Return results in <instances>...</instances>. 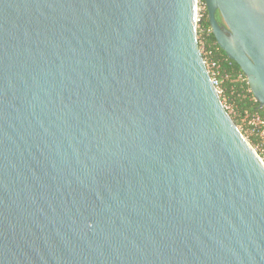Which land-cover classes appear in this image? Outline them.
<instances>
[{
    "label": "water",
    "instance_id": "95a60500",
    "mask_svg": "<svg viewBox=\"0 0 264 264\" xmlns=\"http://www.w3.org/2000/svg\"><path fill=\"white\" fill-rule=\"evenodd\" d=\"M196 1L0 0V264H264ZM204 1L264 107V0Z\"/></svg>",
    "mask_w": 264,
    "mask_h": 264
},
{
    "label": "trees",
    "instance_id": "16d2710c",
    "mask_svg": "<svg viewBox=\"0 0 264 264\" xmlns=\"http://www.w3.org/2000/svg\"><path fill=\"white\" fill-rule=\"evenodd\" d=\"M199 5H203L197 18L196 32L197 41L203 59L208 63L215 62V75L220 80L219 96L222 103L230 104L235 113L234 122L245 115L259 114L264 117V107L259 106V102L253 97L249 84L240 69L239 65L230 59L218 46L209 25L207 10L204 0H198ZM216 18L220 21V16L216 13ZM251 127V124H248ZM250 144L258 142L257 136L248 137Z\"/></svg>",
    "mask_w": 264,
    "mask_h": 264
},
{
    "label": "rangeland",
    "instance_id": "374dc122",
    "mask_svg": "<svg viewBox=\"0 0 264 264\" xmlns=\"http://www.w3.org/2000/svg\"><path fill=\"white\" fill-rule=\"evenodd\" d=\"M199 13V4L198 0L196 1V14ZM224 105V104H223ZM226 110L228 111L229 115L234 121L235 118V113L233 111V108L231 107L230 104L226 103L224 105ZM248 122L243 116L240 121H238V128L241 130V132L244 134V136L248 139L250 136H257L258 142L255 144H251V146L254 148L255 152L259 157H261V161L264 163V137L260 135L259 128L257 125H251V127L248 126Z\"/></svg>",
    "mask_w": 264,
    "mask_h": 264
},
{
    "label": "built area",
    "instance_id": "2783aa9c",
    "mask_svg": "<svg viewBox=\"0 0 264 264\" xmlns=\"http://www.w3.org/2000/svg\"><path fill=\"white\" fill-rule=\"evenodd\" d=\"M203 8H204L203 5H199V11L203 10ZM197 18H198V13L196 14V25H197ZM209 30H211V28ZM203 60H204V63L206 65V68L208 69L209 74L211 76L212 84L214 85V87L218 93L219 87H220V80L216 77L215 72H214L216 64H215V62L208 63V61H206L205 59H203ZM244 117L249 124L257 125L259 128L260 135L264 137V117H262L259 114H253V115L245 114ZM259 158L261 159V157H259Z\"/></svg>",
    "mask_w": 264,
    "mask_h": 264
}]
</instances>
